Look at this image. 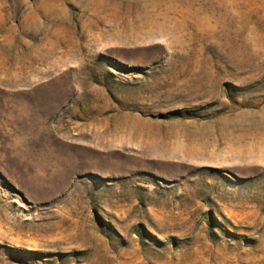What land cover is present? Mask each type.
Returning <instances> with one entry per match:
<instances>
[{
	"label": "rangeland",
	"instance_id": "1",
	"mask_svg": "<svg viewBox=\"0 0 264 264\" xmlns=\"http://www.w3.org/2000/svg\"><path fill=\"white\" fill-rule=\"evenodd\" d=\"M0 264H264V0H0Z\"/></svg>",
	"mask_w": 264,
	"mask_h": 264
}]
</instances>
